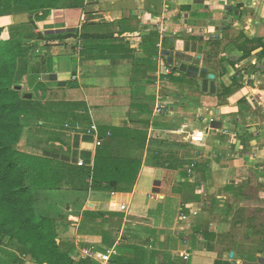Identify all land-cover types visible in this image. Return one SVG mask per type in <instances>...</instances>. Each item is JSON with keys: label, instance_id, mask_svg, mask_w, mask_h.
Segmentation results:
<instances>
[{"label": "crops", "instance_id": "0c3cea01", "mask_svg": "<svg viewBox=\"0 0 264 264\" xmlns=\"http://www.w3.org/2000/svg\"><path fill=\"white\" fill-rule=\"evenodd\" d=\"M0 20L6 29L29 27L42 40L31 51L23 88L29 83L47 107L82 104L100 147L143 161L130 192H39L38 205L50 206L43 215L56 219L59 241L77 246L74 259L83 248H115L112 259L141 264H264V236L257 246L251 238L264 230L250 226L253 233L243 240L254 245L242 244L240 211L235 215L236 206H259L264 198V69L243 70L256 58L264 64V0H60L36 25H29L26 11ZM178 54L196 58L191 81L193 64ZM203 60H217L220 68ZM205 75L215 85L204 84ZM47 120L58 139L25 149V135L20 149L71 156L66 145L72 144L77 161L86 153L92 166L96 138L84 142L82 132L68 131L72 120L62 121V130L59 120ZM32 123L47 125L45 119ZM251 189L260 196L252 198ZM196 210V217L179 220ZM131 227L142 233L141 245L128 252L116 235Z\"/></svg>", "mask_w": 264, "mask_h": 264}, {"label": "trees", "instance_id": "16d2710c", "mask_svg": "<svg viewBox=\"0 0 264 264\" xmlns=\"http://www.w3.org/2000/svg\"><path fill=\"white\" fill-rule=\"evenodd\" d=\"M59 3L60 0H0V17L26 11L35 25V22L47 19L50 10L57 8ZM25 28L9 27V34H5L7 29L0 24V247L17 252L4 264H97L92 259H74L77 246L68 239L59 241L56 219L37 210L38 194L64 189L130 192L143 161L131 156L115 157L107 146L98 149L92 166H89L86 153L82 155L86 159L84 164L79 166L77 154L71 157L47 151L36 156L20 149L27 131L26 119L72 120L85 128L90 122L88 111L80 103L57 101L47 107L34 100L33 93L23 91L31 51L38 40L42 41L40 38L36 41L37 37ZM14 30L19 31L20 36L15 33L13 36ZM31 36L34 38L30 39ZM23 40L31 41L26 44ZM192 50L187 45L186 51L194 52ZM178 56L193 64L187 68L190 72L186 75L191 81L188 76L195 78L198 75L196 59L191 57L193 55ZM204 78V84L212 82L215 85L216 81H211L207 75ZM26 94H32V97L26 98ZM75 111L79 113L75 114ZM82 140L91 142L92 137L85 136ZM237 217L240 223L244 222L242 211ZM112 263L123 264V259L113 258Z\"/></svg>", "mask_w": 264, "mask_h": 264}, {"label": "rangeland", "instance_id": "374dc122", "mask_svg": "<svg viewBox=\"0 0 264 264\" xmlns=\"http://www.w3.org/2000/svg\"><path fill=\"white\" fill-rule=\"evenodd\" d=\"M60 4V3H59ZM22 13V12H21ZM12 14H15V13H12ZM3 17V16H2ZM0 19H1V17H0ZM0 24H1V20H0ZM30 26H33V24L32 23H30L29 24ZM35 25H36V23H35ZM12 27V26H11ZM26 28H28V27H26ZM25 28V29H26ZM11 30L13 31V29L11 28ZM35 31H37V35H39L38 34V32H39V29L38 28H36V29H34ZM14 33L17 35V36H20V33H19V31H15L14 30V32H13V36H14ZM5 34H9V29H7V31L5 32ZM5 36H9V35H5ZM12 36V37H13ZM23 42L24 43H26V42H28L29 43V41H27V40H23ZM27 44V43H26ZM263 54H264V52H263ZM49 57H51V55H49V56H47V58H49ZM196 59V58H195ZM255 61V62H254ZM259 61H260V59H253V63L252 62H247L246 63V67L247 68H244L243 70H245V69H249L250 67L253 69L254 67H256V70H259V72L260 71H262L263 69H264V64L262 63V64H259ZM202 65L204 66V65H207V66H210V67H214L215 69H219L220 68V65L217 63V60H215V61H205V60H203L202 61ZM260 65V66H259ZM257 66L259 67V68H257ZM39 69H41V70H45L46 68L44 67V69H43V67H39ZM264 72V71H263ZM257 76V75H256ZM255 76V77H256ZM261 80H258V82L260 83V81H261V84L263 83V85H264V77L263 78H260ZM24 88H23V91L24 92H27V93H34V90H33V88L31 87V85H29V83H24ZM262 93L264 92V91H261ZM256 91H249V97H251L252 99H254V98H256L255 97V95H256ZM35 95V94H34ZM39 94H36L35 95V98H34V100H40L41 99V97L40 96H38ZM219 95H221L222 96V94H219ZM248 95V94H247ZM263 95V94H262ZM223 97V99H220V97H219V100H217V101H220V103H223L224 101V99H225V96H222ZM217 117H219V116H217L216 115V112H214V114H213V118H214V120H216L217 121ZM221 118V117H220ZM30 120H28V119H26L25 120V125L27 126V131H26V147H25V149H27L28 147H29V145H33V146H35L36 148H38L39 147V141H41L42 143H44L45 145H47V146H49V142H53V141H55V140H57L58 138H55V137H53V135H51L50 133H49V131H50V127L52 126V125H49V121L47 120V119H45V121L47 122L46 124L47 125H40V126H36V125H34V123H32L34 126H32V125H30V122H29ZM62 121H64V120H59V126L61 127V130H62V126H61V123H62ZM216 123V122H215ZM42 124V123H41ZM59 126H58V129L60 130V128H59ZM23 142V141H22ZM22 142H21V144H22ZM21 144H20V146H21ZM65 144H68V143H65ZM68 148H69V153H71L70 155H71V157H73L74 156V149H75V147H74V145H72V144H68V145H66ZM79 162V161H78ZM189 169V168H188ZM253 190L251 189V191L250 190H248L247 191V193H251V197L252 198H257V196L259 195L260 196V194H258L257 192H252ZM67 194H69V193H67ZM65 197H66V193L65 194H63ZM262 196L264 197V194H262ZM43 200V199H42ZM39 204V202H37V210H38V212L40 213V214H43L44 212L46 213L47 211V209L50 207L49 205H47V203L46 204H44V203H42V205H38ZM52 205H56L55 203H51ZM246 204H249V205H252L251 203H246ZM261 205H263V208H264V198H263V200H262V203H260ZM261 205H257L256 203H254L252 206H255V207H243V206H241V208H239L240 206H236L238 209L235 211V215H237L236 213H237V211H241L242 210V212H243V216H244V222L241 224L242 226L240 227V233H241V235H243V237L240 235V237L238 238V240L242 243V244H244L245 243V241L243 240L244 239V236L245 235H248V234H251L252 235V233H253V231L251 230L250 232L249 231H246L247 229H249V227L250 226H256V229H258V230H260V231H263L264 230V212H261L260 210H258V209H256L257 208V206L258 207H260ZM235 206V205H234ZM244 209H243V208ZM261 208V207H260ZM122 210V209H121ZM254 210L256 211V213L254 212ZM123 211V210H122ZM126 211V213L128 212L127 210H125ZM197 212H199L198 210H196ZM50 212H51V214H53V212H52V209L50 208ZM122 213V212H121ZM183 213V212H182ZM199 214V213H198ZM126 216V214H124V217ZM183 215L182 214H180V216H179V220L181 221V222H184L182 219H181V217H182ZM252 217H254V220L255 221H253V222H251L250 221V219L252 218ZM121 232H120V235H116V239H119V240H117L118 241V243H117V245L120 243V246H122V247H126V250H128V252H129V250H131V251H133L136 247H138L137 245H139L140 244V240H139V237L140 236H142V233L141 232H139L138 231V228H132L131 227V231L130 230H127L126 231V229L125 230H123V233H122V229L120 230ZM248 232V233H247ZM122 233V234H121ZM135 234V235H134ZM127 235H129L128 237H127ZM135 236H136V238H135ZM264 236V234L261 236V237H258V236H252L251 238H252V241H253V243H255V245L257 246L258 245V243H259V240L262 238ZM252 241H251V243H250V245L251 244H253L252 243ZM246 244V243H245ZM141 245V244H140ZM247 245V244H246ZM254 245V244H253ZM253 245L252 246H248V247H253ZM261 245H262V247H261ZM260 245V247L262 248V249H264V244H261ZM246 246V247H247ZM259 248V247H258ZM14 249V248H13ZM137 249V248H136ZM106 249L105 250H103L102 252L103 253H106ZM15 253H17V252H15L14 250H11V249H9V248H1L0 247V264H4L5 262H7V261H10L11 260V258L12 257H14V255H15ZM231 255V254H230ZM12 256V257H11ZM138 257V256H137ZM137 257H134V258H137ZM118 258H121V257H118ZM27 260H28V258H26ZM123 259V264H131V261H133L132 262V264H141L140 263V261L139 260H137V261H135L136 259H130L129 258V260H127V259H124V258H122ZM28 262H29V260H28ZM111 262H113V259H112V261ZM119 262H120V260H119ZM30 263V262H29ZM113 264V263H112ZM121 264V263H120Z\"/></svg>", "mask_w": 264, "mask_h": 264}, {"label": "built area", "instance_id": "2783aa9c", "mask_svg": "<svg viewBox=\"0 0 264 264\" xmlns=\"http://www.w3.org/2000/svg\"><path fill=\"white\" fill-rule=\"evenodd\" d=\"M167 73H171L170 70H167ZM65 127L68 131H71L72 133L82 132L86 136H90L92 138H96V146L100 147L102 146V139L99 136L98 128L96 125H91L87 128L83 127L80 124L70 125L69 123L65 124ZM79 165H83L84 162L80 160L78 162ZM121 209L125 211L127 209L126 205H122ZM181 219L183 221H189L191 217H196L198 215L197 211H190L189 213L183 212ZM116 255V249L110 248L107 249L106 253H100L98 251L83 248L79 252V259H92L97 262V264H112V257Z\"/></svg>", "mask_w": 264, "mask_h": 264}, {"label": "water", "instance_id": "95a60500", "mask_svg": "<svg viewBox=\"0 0 264 264\" xmlns=\"http://www.w3.org/2000/svg\"><path fill=\"white\" fill-rule=\"evenodd\" d=\"M19 89H21V88H19ZM32 97V95L31 94H26V98H31ZM231 256L233 257L234 256V254L232 253L231 254Z\"/></svg>", "mask_w": 264, "mask_h": 264}]
</instances>
